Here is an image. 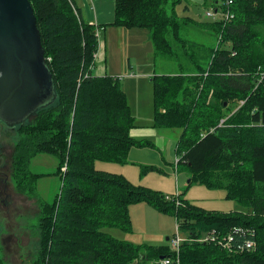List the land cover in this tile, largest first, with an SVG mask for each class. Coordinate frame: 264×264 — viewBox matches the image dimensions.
<instances>
[{
  "label": "trees",
  "instance_id": "16d2710c",
  "mask_svg": "<svg viewBox=\"0 0 264 264\" xmlns=\"http://www.w3.org/2000/svg\"><path fill=\"white\" fill-rule=\"evenodd\" d=\"M29 1L56 99L9 128L20 136L12 179L19 190L35 183L40 176L29 165L48 154L59 160L63 181L55 203L42 206L34 264H157L167 258L177 264L168 246L138 245L105 232L131 231L130 208L138 204L174 216L194 240L181 246L180 264H264V0H223L221 9L232 18L199 24L178 17L182 0H112L111 25L147 30L156 55L180 63L179 74L152 79L153 127L180 130L177 167H187L190 183L226 191L242 209L229 213L96 168L97 162L126 164L133 148L154 145L132 138L136 119L120 78L92 73L97 26L83 21L73 0ZM189 25L215 33L216 46L187 39ZM237 228L255 241L253 249L198 241L211 231L227 237Z\"/></svg>",
  "mask_w": 264,
  "mask_h": 264
},
{
  "label": "rangeland",
  "instance_id": "374dc122",
  "mask_svg": "<svg viewBox=\"0 0 264 264\" xmlns=\"http://www.w3.org/2000/svg\"><path fill=\"white\" fill-rule=\"evenodd\" d=\"M217 4L212 0H182L176 6L175 11L179 18L185 16L198 24L211 23L221 21L223 17L221 9L223 0H219ZM216 6L219 8L215 17L208 16V13L215 14ZM168 11L170 12L169 7ZM186 27L187 39L206 46H216L215 33L197 25ZM153 59L156 60L157 73L159 71V73L177 75L181 72L180 63L175 58L162 54L156 55L155 49ZM121 86L123 87V83ZM140 112L143 111L140 110ZM139 121L148 124L153 120L147 116ZM0 124L4 127V135L0 136L2 145L0 147L2 148L0 152V256L5 264H34L39 250L40 231L38 229L42 206L53 205L58 195L61 194L63 186V181L57 174L59 160L48 154L35 157L29 165V171L40 177L35 183L25 184L22 190H19L12 179V157L14 145L19 141L20 136L17 131L10 132L9 128L12 127L4 122L0 121ZM162 130L160 136L164 138V142L163 144L161 142L157 150L149 149L147 164H137L129 158L126 164H119L127 166L132 174L135 173L131 180L137 185L150 188L161 187L164 184L162 185L164 188L160 190L163 195L182 194L183 199L208 210L224 213L242 210L236 201L226 198V191L210 189L196 182L190 183L192 175L187 167L184 165L177 167L176 164V141L180 137V130ZM97 164L114 165L115 163L98 162ZM164 181L167 184L163 183ZM134 212V215L130 214L131 231L106 228L105 232L118 240L138 245L168 246L173 252V247L166 238H173L177 234L175 217L162 214L164 216L158 221L153 217L146 218L140 209ZM179 235L182 239H188L189 236L188 233L182 231H179ZM157 264L160 263L157 262Z\"/></svg>",
  "mask_w": 264,
  "mask_h": 264
},
{
  "label": "crops",
  "instance_id": "0c3cea01",
  "mask_svg": "<svg viewBox=\"0 0 264 264\" xmlns=\"http://www.w3.org/2000/svg\"><path fill=\"white\" fill-rule=\"evenodd\" d=\"M72 3H74L76 9L79 11L83 21L96 25L99 30L100 46L92 73L99 77L111 76L120 78L128 103L136 119L137 127L131 131L132 138L138 141H150L155 147L154 149L148 146L144 148H133L129 154L131 161L137 164H147L148 161L146 160L149 158V149L157 150L161 142L162 144L164 142V138L162 139L160 136V131L163 130L153 127L152 79L154 76L168 75L159 73V71L157 73L156 71V60L153 59L154 46L150 38V33L147 30L127 29L111 25L115 19V2L112 0H73ZM140 110L143 112H140ZM147 116L153 121L148 124L147 122L139 121ZM177 144L178 139L176 141V153ZM157 157L159 160L160 156L158 155ZM97 163L96 168L98 170L121 174L134 183L132 176H135V173L132 174L127 166H120L114 163V165ZM163 183L167 184L166 181ZM162 185L157 188L151 187V189L159 190L160 192L162 190L161 188H164ZM138 209L148 219L153 217L160 221L161 217L164 216L146 204L131 206L130 214L134 215V211Z\"/></svg>",
  "mask_w": 264,
  "mask_h": 264
},
{
  "label": "water",
  "instance_id": "95a60500",
  "mask_svg": "<svg viewBox=\"0 0 264 264\" xmlns=\"http://www.w3.org/2000/svg\"><path fill=\"white\" fill-rule=\"evenodd\" d=\"M30 4L29 0H0V121L9 127L24 123L56 99ZM3 130L0 124V136Z\"/></svg>",
  "mask_w": 264,
  "mask_h": 264
},
{
  "label": "built area",
  "instance_id": "2783aa9c",
  "mask_svg": "<svg viewBox=\"0 0 264 264\" xmlns=\"http://www.w3.org/2000/svg\"><path fill=\"white\" fill-rule=\"evenodd\" d=\"M226 5H231L233 3V0H226ZM216 13H218V10L215 11V14L213 13H208V16H213L215 17ZM77 14V13H76ZM223 17L222 19L228 21L232 18V15L230 14V12H223ZM97 37L99 39V30L97 29ZM100 46V44H99ZM178 161V160H177ZM65 171V169H64ZM179 231L180 227L179 224H177V234L173 237V238H169L170 244L173 247V252L175 255V258L173 261H175L177 264H180V250H181V246L186 242H192L194 241L193 239H190L188 237V239H182L179 235ZM246 230L243 228H237L233 231L232 234H229L227 237L222 236L220 234H218V232L216 231H211L210 233H208L207 235H205L204 237H202L201 239H199L198 241L200 243H217L220 246H223L225 248H231L232 243H234L235 248L238 252L244 251V250H250L253 249L256 246L255 241L252 238H246L247 232H245ZM255 232L251 231L250 232V236H254ZM242 239V240H241ZM241 240V241H240ZM237 241V242H236ZM240 241V242H239ZM236 242V244H235ZM160 264H172V259L171 258H167V259H161L159 261Z\"/></svg>",
  "mask_w": 264,
  "mask_h": 264
}]
</instances>
